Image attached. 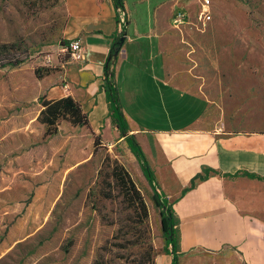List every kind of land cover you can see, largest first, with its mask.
I'll use <instances>...</instances> for the list:
<instances>
[{"label":"rangeland","instance_id":"obj_1","mask_svg":"<svg viewBox=\"0 0 264 264\" xmlns=\"http://www.w3.org/2000/svg\"><path fill=\"white\" fill-rule=\"evenodd\" d=\"M210 4L204 24L199 0L176 4L172 15L180 11L184 24L174 27L172 15L163 21V70L210 102L211 125L264 131V0ZM74 26L63 0H0V43L28 53L22 64L0 68V264H92L97 255L138 264L150 253L157 264L153 254L165 245L160 209L121 134L113 129L88 163L65 171L36 120L45 77L69 60L61 47ZM44 69L50 73L38 78ZM115 163L128 172L145 214L108 178Z\"/></svg>","mask_w":264,"mask_h":264},{"label":"crops","instance_id":"obj_2","mask_svg":"<svg viewBox=\"0 0 264 264\" xmlns=\"http://www.w3.org/2000/svg\"><path fill=\"white\" fill-rule=\"evenodd\" d=\"M63 1L75 24L69 34L80 39L83 58L67 60L62 71L45 77L43 97L71 96L88 122L79 127L61 121L57 135L49 138L55 154L64 156L65 171L93 158L95 138L103 146L112 130L118 131L102 85L122 29L124 41L109 64L127 124L126 133L118 132L125 142L126 136H135L157 190L172 205L178 264H264V182L231 176L264 175V131L211 125L205 119L210 102L167 78L160 32L181 0H123V26L113 0ZM205 170L206 179L195 178ZM155 259L170 262L163 252Z\"/></svg>","mask_w":264,"mask_h":264},{"label":"trees","instance_id":"obj_3","mask_svg":"<svg viewBox=\"0 0 264 264\" xmlns=\"http://www.w3.org/2000/svg\"><path fill=\"white\" fill-rule=\"evenodd\" d=\"M115 7L123 9V0H113ZM118 23V21H117ZM125 23H123L124 25ZM122 25V26H123ZM122 36V29L119 34L114 38V43L110 50L112 54L120 43ZM68 57V55H67ZM28 58L26 50L21 51L19 46L14 43H0V68L4 67H15L22 64ZM44 73H39L36 70L37 77L40 78L50 73V69H44ZM109 106V115L111 116L112 122L121 134L127 132V124L125 122L123 113L121 111L120 100L118 97L117 89L113 81L112 74H105V81L102 85ZM41 109L37 115L36 120L44 126V137H52L58 132V125L61 121L69 122L73 126H87V115L82 111L80 104L75 101L71 96L61 97L57 99H46L41 97L39 99ZM126 143L131 153L136 157L140 163V167L144 177L148 184L152 187L154 193V199L156 206L160 209L161 226L163 230V236L165 245L163 247V253L170 257L169 264H178L177 254V242H176V225L177 219L172 205L168 203L162 193H160L155 184L154 174L144 156L141 146L135 139L134 135H128L125 137ZM100 145L99 139H94L95 148ZM109 167V165H108ZM103 172L102 169L98 171V176ZM209 170H205L203 175H197L195 178L200 180L206 179ZM232 177L246 176L252 179H258L264 182V175H256L248 172H237ZM108 178L113 182L120 190L122 198L130 203H135L138 209H141L145 214V205L140 196L139 191L136 189L132 182L128 172L121 166L115 163L112 168L109 169ZM194 179L191 180V187L194 185ZM98 193L108 198V193H105L103 189H99ZM91 191L88 196H90ZM157 254H153L154 259ZM151 253L147 255L146 261L139 262L138 264H152ZM153 259V260H154ZM92 264H108L101 255H97ZM155 264V260H154Z\"/></svg>","mask_w":264,"mask_h":264},{"label":"built area","instance_id":"obj_4","mask_svg":"<svg viewBox=\"0 0 264 264\" xmlns=\"http://www.w3.org/2000/svg\"><path fill=\"white\" fill-rule=\"evenodd\" d=\"M200 8L197 15V18L203 24L211 19L210 13V0H199ZM125 13L124 9H117V17L119 18V23L122 25L125 22ZM172 25L174 27H178L185 23L184 15L178 11L177 13L173 14L171 19ZM61 51L68 55V58L72 62L81 61L83 58V49L81 46V41L78 38L71 39L68 43L64 44L61 47Z\"/></svg>","mask_w":264,"mask_h":264},{"label":"water","instance_id":"obj_5","mask_svg":"<svg viewBox=\"0 0 264 264\" xmlns=\"http://www.w3.org/2000/svg\"><path fill=\"white\" fill-rule=\"evenodd\" d=\"M124 36L125 35H123L122 37H121V39H120V43H119V45H118V48L111 54V55H109V57H108V59H107V64H106V67H107V69H106V73L109 75L110 74V65L109 64H111V63H113L114 61H115V59H116V56H117V53H118V51H119V49H120V47H121V44H122V42L124 41Z\"/></svg>","mask_w":264,"mask_h":264}]
</instances>
